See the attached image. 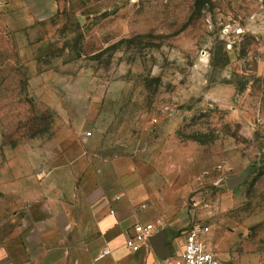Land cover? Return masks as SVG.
<instances>
[{
	"label": "rangeland",
	"instance_id": "1",
	"mask_svg": "<svg viewBox=\"0 0 264 264\" xmlns=\"http://www.w3.org/2000/svg\"><path fill=\"white\" fill-rule=\"evenodd\" d=\"M101 166L167 262L197 224L221 264H264V0H0V264L75 240Z\"/></svg>",
	"mask_w": 264,
	"mask_h": 264
},
{
	"label": "crops",
	"instance_id": "2",
	"mask_svg": "<svg viewBox=\"0 0 264 264\" xmlns=\"http://www.w3.org/2000/svg\"><path fill=\"white\" fill-rule=\"evenodd\" d=\"M93 172L92 185L78 184L75 199L69 204L70 213H64L71 221L69 232L73 230L78 235L75 240H69L68 236L55 243H48L44 238L43 245L40 242L38 246L41 250L37 252L27 246L28 256L36 255V264H166L168 255L165 249L169 241L164 239L163 232L152 238L148 247L137 252L124 246V238L115 241L106 239L107 233H118L125 224L130 226L131 232L135 223L145 222L143 220L154 213L139 208L148 197L141 192L139 194L136 187L127 188L125 178L120 179L115 175L114 184L107 186L101 181L103 166L95 168ZM82 233H88L89 236H83ZM159 249L164 251L165 256L162 252L161 257L158 255ZM104 250L109 252L105 253ZM180 252L171 256L170 260Z\"/></svg>",
	"mask_w": 264,
	"mask_h": 264
},
{
	"label": "built area",
	"instance_id": "3",
	"mask_svg": "<svg viewBox=\"0 0 264 264\" xmlns=\"http://www.w3.org/2000/svg\"><path fill=\"white\" fill-rule=\"evenodd\" d=\"M86 134L90 135V132L87 131ZM159 224V221L135 223L131 232L126 233L124 236V246L132 252L148 247L150 238L163 232V230H157ZM207 230L208 227L206 226L192 225L184 237L180 254L169 260L167 264H221L203 238ZM104 252L108 253L109 251L104 250Z\"/></svg>",
	"mask_w": 264,
	"mask_h": 264
},
{
	"label": "water",
	"instance_id": "4",
	"mask_svg": "<svg viewBox=\"0 0 264 264\" xmlns=\"http://www.w3.org/2000/svg\"><path fill=\"white\" fill-rule=\"evenodd\" d=\"M242 175H238V176H236V177H233V178H230V179H228L227 180V186L228 187H234V186H237V185H239L240 183H241V181H242ZM162 234V233H161ZM160 234H157V235H154L153 237H151L150 238V240L149 241H151L152 240V238H154V237H157V236H159ZM158 255L161 257V251H160V249L158 250Z\"/></svg>",
	"mask_w": 264,
	"mask_h": 264
}]
</instances>
